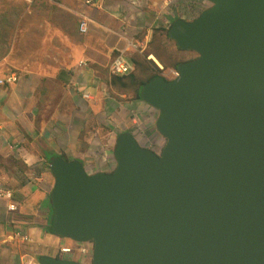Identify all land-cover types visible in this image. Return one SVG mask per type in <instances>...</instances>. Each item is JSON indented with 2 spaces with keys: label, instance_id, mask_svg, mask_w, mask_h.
<instances>
[{
  "label": "water",
  "instance_id": "95a60500",
  "mask_svg": "<svg viewBox=\"0 0 264 264\" xmlns=\"http://www.w3.org/2000/svg\"><path fill=\"white\" fill-rule=\"evenodd\" d=\"M205 1L168 29L197 56L139 93L160 149L122 131L111 171L51 160L52 235L93 248L38 264H264V0Z\"/></svg>",
  "mask_w": 264,
  "mask_h": 264
},
{
  "label": "crops",
  "instance_id": "0c3cea01",
  "mask_svg": "<svg viewBox=\"0 0 264 264\" xmlns=\"http://www.w3.org/2000/svg\"><path fill=\"white\" fill-rule=\"evenodd\" d=\"M171 1L0 0V78L9 73L18 76L15 84L0 85V155L5 158L14 152L20 156L19 164L26 169H47L52 180V155L80 160L90 173L111 171L114 163L92 161L77 147L80 125L98 114L105 116L112 105L122 104L125 96H115L109 65L129 41L139 53L156 28L170 26L177 18L170 11L174 10L169 8ZM81 17L88 20L85 35L78 32ZM133 103L150 115L156 114L140 100ZM108 141V147H114L112 136ZM4 160L8 164L10 157ZM4 172L9 173L8 184L28 202L34 190L15 177L20 173ZM51 188L52 184L42 187L48 201ZM46 200L43 197L41 201ZM4 203L0 202V264H35L26 253L52 246L57 238L42 229L45 221L40 210L29 215L28 210L20 209L17 215L23 214V219L14 226L13 214L4 209ZM13 230H22L35 242L7 241Z\"/></svg>",
  "mask_w": 264,
  "mask_h": 264
},
{
  "label": "rangeland",
  "instance_id": "374dc122",
  "mask_svg": "<svg viewBox=\"0 0 264 264\" xmlns=\"http://www.w3.org/2000/svg\"><path fill=\"white\" fill-rule=\"evenodd\" d=\"M208 6H209V3L206 2L205 0H172L169 8L174 9V10L170 9V11H173L177 18L179 17V18H183L185 20H192L198 16V14L201 12L202 9H205ZM170 15H171V13H170ZM167 45H168V47H167L168 53H171L172 56H174V54L177 53V48H176L175 44L170 41V42H167ZM0 46H1V43H0ZM131 49L132 48L129 49V46L127 44L126 47L122 51L126 50L127 53L132 51L130 53L129 58H131L132 55L139 54V53L135 52L133 49L132 50ZM147 50H148L147 46L144 48L140 47L139 51L142 54H139V55H141L142 58L144 57V59L147 62H150V61L153 62V60H147V56L146 57L144 56V54ZM157 52L163 56L166 55L160 47L158 48ZM118 53H120V52H118ZM185 55L187 57H192V58H195L197 56L195 53H192V52L185 54ZM148 56H152V55H148ZM153 63H155V62H153ZM158 63L167 71V73H168V71L175 69L173 67L165 68L160 62H158ZM156 72H157V70H156ZM124 99H123L121 105L118 106L117 104H114V106L113 105L111 106L112 109H110V108L106 109L105 114L107 113L108 115L106 114L105 116H103L104 115L103 113L98 114L99 116H96L94 118V120L92 119V121H87V123L80 125L79 140H78L79 145L78 146L76 145V146L79 147L82 152H86L87 154H89V158H91L92 161H99V162L100 161H108V162L110 161V162L114 163L113 158H112V153H113L112 147H113V145L109 148L108 147L109 141L107 143V140L109 139L110 136H112V140H115V137L117 136V134H119L122 131H125L126 129L133 132L134 135L136 136V138L145 146L151 147L154 150L160 149L159 145L161 143V138H159V136H157L155 131L151 134L149 133V135H150L149 137H148V135L146 136V134H147L146 132L148 131V129L149 130L153 129L154 118H155L156 114L150 115L146 111L147 109H145V108H144L145 110H141L140 108L138 109L137 107H135L133 105L134 104L133 102H132L133 104H130V102H127L126 98H124ZM104 108H106V107H104ZM154 113H156V112H154ZM134 119L137 120L136 123L132 122ZM146 139H148V140L146 141ZM112 144H113V141H112ZM80 150H78V151L80 152ZM12 154L13 155H8L5 158H3L0 155V164H5L4 161H6V160H4V159H8L9 157H10L11 161L12 160H15V161L18 160L19 161L20 156L17 157L16 153H14V152H12ZM82 154L83 153H81V155ZM77 156H79V155L77 154ZM64 158L66 159V157H64ZM66 160L69 161V160H72V158L66 159ZM5 165H8V164H5ZM110 165H112V166H110L109 169L114 167V164H110ZM19 167L21 168L22 171H19L17 173H21L20 175H22L24 178V183H22V185L26 184L29 188H32L34 190L31 192V194H30L31 198L28 202L22 201V199L20 198L21 195H19L18 191H15L16 189L13 190V188L8 184L10 182V179L8 178L9 173L8 172L5 173L3 169H0V187L3 186L6 188H9L13 192V194H14L13 201L17 204V207H18L16 212L11 213V214H13L11 216V217H13V218H11V220H12L11 224L14 226L18 224V221H17L18 219L19 220L23 219V214H22V217L21 216L18 217V215H17V212L19 213L20 209H21V211L28 210L29 215H34L35 211L37 213L38 210H41L38 203L41 200H43V197H45V200H46V196H47V192H42V187L46 186V185L50 186L51 184L53 185V180L50 178L49 171L47 169L43 170L40 168H33V167L26 169L22 164H19ZM0 168H1V166H0ZM84 168H85V171L88 174H90V171H88L86 169V165H84ZM105 168L106 167H102V169H105ZM20 175L17 174V175H15V177L20 182H22L23 178L21 180ZM46 181L48 182V184H45ZM11 183H12V181H11ZM30 185H33V186L31 187ZM18 204L20 205V207ZM49 204H50V202H49ZM4 207H5V205H4ZM0 208H1V206H0ZM26 216H27V214H26ZM14 233L15 234L19 233L20 236L24 235V236L28 237V239H29L28 243L35 242V239L33 237H29L28 235L23 233L22 230H13L12 234H14ZM50 235H52V234H50ZM15 240H20V239H15ZM15 240H13V241H15ZM61 240L65 241V242H69V241L64 240V239H61ZM20 241H22V240H20ZM57 242H58V239H57ZM14 243L18 244L17 242H14ZM41 243H42V241H41ZM55 245L56 244H52V246L49 245V246H42V248H37V249L34 248V249L28 251V253H26V254L30 257L32 256L34 258L35 264H38V262H37L38 257L35 254L40 256V255H43L42 254L43 252H49V255H51V254H53L52 252L54 250ZM26 264H28V263H26Z\"/></svg>",
  "mask_w": 264,
  "mask_h": 264
},
{
  "label": "trees",
  "instance_id": "16d2710c",
  "mask_svg": "<svg viewBox=\"0 0 264 264\" xmlns=\"http://www.w3.org/2000/svg\"><path fill=\"white\" fill-rule=\"evenodd\" d=\"M203 10L204 9H202L201 11H203ZM168 29H169V27L168 28H156L153 31V36L147 45L148 50L145 52L144 56L146 57L148 55H153L156 58V60L158 62H160L165 68L173 67L176 69V67L179 64H181L183 62H187L193 58L187 57L185 55V54H188L191 52L182 51V50L178 49L177 47H176L177 53H175L174 56H172L171 53H168L167 42L171 41L168 37ZM159 47L162 49V51L166 55L163 56L157 52ZM130 59H131L132 63L134 64V67H135L134 71L132 73L126 75V76H112L111 77V85L113 86V88L115 89V92L117 94L115 96L124 95L125 98L127 99V102L131 103V102H135L137 100L138 101L140 100L139 93H140L141 87L144 84H146L147 82H149L150 80L158 77L159 74L156 72V70L158 71L156 65L152 61L147 62L144 59V57L142 58L141 55H139V54L132 55ZM151 130L148 129V131L146 132L147 133L146 136L148 135V137H149L150 136L149 133L151 134L154 132L153 129H151ZM126 131L131 132L128 129H126ZM131 133L134 135L133 132H131ZM147 140L148 139H146V141ZM52 156L56 157L57 155H52ZM60 157L64 158L63 155H61ZM48 158L51 159L52 157L49 155ZM0 166L4 169V171H9V172L22 171L21 168L19 167V163L15 160L11 161V159L8 161V165L0 164ZM23 181H24V179L22 180V183H23ZM38 205L40 206V209H41L40 214L44 215L43 218L41 219L42 221H45L42 229L46 233L52 234V232H51L52 210H51L50 204H49L48 200H46L45 202L40 201L38 203ZM43 212H45V213H43ZM2 219L0 217V223H1ZM37 257H39V256H37Z\"/></svg>",
  "mask_w": 264,
  "mask_h": 264
},
{
  "label": "built area",
  "instance_id": "2783aa9c",
  "mask_svg": "<svg viewBox=\"0 0 264 264\" xmlns=\"http://www.w3.org/2000/svg\"><path fill=\"white\" fill-rule=\"evenodd\" d=\"M78 32L82 35H85L88 33V20L84 17H81V20L78 24ZM129 49L132 48L135 52L138 53V51L135 49L134 44L129 41L128 43ZM139 54H142L139 52ZM151 56H147V60L150 59ZM154 62V61H153ZM158 69V73L160 76L164 77L167 80L174 79L177 77L178 73L176 69L167 71L156 62L154 63ZM81 65H85L84 63H81ZM134 64L132 63L129 56H127V51H121L118 53L111 61L109 65V73L111 76H126L134 71ZM18 80V77L10 73L3 79H0V85L8 84L12 85L15 84ZM86 99H88V96H84ZM14 194L13 192L6 187H0V201L5 202V210L9 213L16 212L18 207L17 204L13 201ZM15 239H20L24 243L28 242L29 239L26 236H20L19 233L10 234L7 237V241H13ZM58 242L56 243L53 254L54 256L60 257V258H67L72 259L81 263H89L92 256V243H76V242H63L60 238H57Z\"/></svg>",
  "mask_w": 264,
  "mask_h": 264
},
{
  "label": "bare ground",
  "instance_id": "6f19581e",
  "mask_svg": "<svg viewBox=\"0 0 264 264\" xmlns=\"http://www.w3.org/2000/svg\"><path fill=\"white\" fill-rule=\"evenodd\" d=\"M150 59H152L154 62H156L157 64H159V63L157 62V60L153 57V55L150 57Z\"/></svg>",
  "mask_w": 264,
  "mask_h": 264
},
{
  "label": "clouds",
  "instance_id": "9594fccd",
  "mask_svg": "<svg viewBox=\"0 0 264 264\" xmlns=\"http://www.w3.org/2000/svg\"><path fill=\"white\" fill-rule=\"evenodd\" d=\"M60 239H62V238H60ZM65 240V239H64ZM68 241V240H67Z\"/></svg>",
  "mask_w": 264,
  "mask_h": 264
},
{
  "label": "flooded vegetation",
  "instance_id": "af4514ba",
  "mask_svg": "<svg viewBox=\"0 0 264 264\" xmlns=\"http://www.w3.org/2000/svg\"><path fill=\"white\" fill-rule=\"evenodd\" d=\"M63 242H65V241H63Z\"/></svg>",
  "mask_w": 264,
  "mask_h": 264
}]
</instances>
